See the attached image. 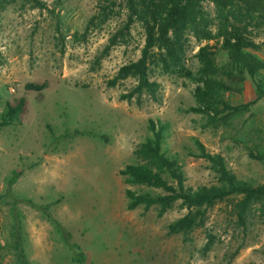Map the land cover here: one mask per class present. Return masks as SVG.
<instances>
[{"label":"rangeland","instance_id":"1","mask_svg":"<svg viewBox=\"0 0 264 264\" xmlns=\"http://www.w3.org/2000/svg\"><path fill=\"white\" fill-rule=\"evenodd\" d=\"M42 1L44 10L17 0L0 13V120L7 104L27 100L20 124L0 127V264H264V202L251 205L243 224L241 197L232 196L208 209L203 227L170 235L168 225L187 209L179 202L162 217L158 206L129 210L126 190L161 191L120 176L138 163L133 152L153 119L167 123L163 150L179 160L187 186L220 185L209 163L191 155L195 139L222 154L240 180L264 183V162L250 156L264 155V93L259 98L255 82L231 67L216 0H196L199 35L212 38L186 32L184 65L193 78L151 66L160 102L143 95L140 103L120 99L135 87L133 79L108 85L144 45L135 22L128 44L104 55L127 19L123 4L105 23L91 24L104 0ZM245 35L264 43V27L248 26ZM206 46L215 54L213 78L229 90L201 114L192 109L203 87L197 55ZM256 54L264 59V51ZM260 79L264 92V72ZM45 82L41 93L26 90Z\"/></svg>","mask_w":264,"mask_h":264},{"label":"trees","instance_id":"2","mask_svg":"<svg viewBox=\"0 0 264 264\" xmlns=\"http://www.w3.org/2000/svg\"><path fill=\"white\" fill-rule=\"evenodd\" d=\"M35 9L44 10L47 4L42 0H23ZM17 0H0V13ZM121 2L127 10V19L124 25L113 34L104 55L118 44H128L131 27L140 22L144 30V45L136 61L120 68L117 76L108 83L116 86L119 82L129 78L136 82L135 87L121 100L132 101L134 98L140 103L143 95H148L156 102L160 84L151 80V66L161 68L166 75L186 74L193 78L184 65L187 53V35L189 29L196 31L198 39H211V33L199 35L197 27L196 0H104L98 5V12L90 23L96 21L105 23L110 19L111 12ZM219 16L222 19L220 36L224 38L222 48L228 53L232 68L247 74L256 84L259 98L262 96L261 74L264 72V59L256 53L264 51V43L257 44L246 37L248 26L264 27V0H216ZM233 20V23L230 22ZM232 31H229V27ZM202 64L199 82L203 87L196 89L195 95L199 106L192 112L208 114L214 108L218 95L222 89L229 90L223 83L213 77L218 74L215 54L209 47H202L197 55ZM196 80V79H195ZM48 88V83L28 84L27 91L41 93ZM223 90V91H224ZM230 113L239 110L220 101ZM27 100L20 98L15 105L7 104L0 120V127L20 124V117L25 112ZM150 135L139 144L133 154L137 164L127 165L120 171L125 184L141 185L150 189L160 190L161 193L138 194L126 190L129 200L128 209L135 210L143 206L145 211L152 207H159V217H162L176 203L187 209V214L168 225V234L187 235L195 229L203 227L207 211L219 201L232 196H239L238 218L244 224L245 214L254 203L264 202V183L253 185L240 180L228 168L224 156L220 153H211L198 139H195L196 151L191 155L209 163L210 170L216 174L220 185L203 186L197 189L187 186L182 166L176 157L168 156L163 150L168 131L167 123L160 120H149ZM252 158L264 162V155H254Z\"/></svg>","mask_w":264,"mask_h":264}]
</instances>
